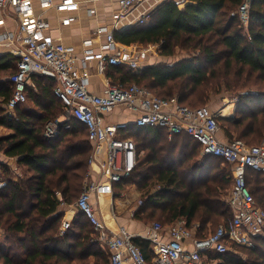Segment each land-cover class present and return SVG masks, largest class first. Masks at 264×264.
Wrapping results in <instances>:
<instances>
[{"label":"trees","instance_id":"1","mask_svg":"<svg viewBox=\"0 0 264 264\" xmlns=\"http://www.w3.org/2000/svg\"><path fill=\"white\" fill-rule=\"evenodd\" d=\"M179 1L184 2L182 7ZM244 1L167 0L147 21L116 33L115 39L126 45L158 43L160 54L166 57H171L173 48L184 39L183 48L192 54L172 65L158 63L138 70L127 65L113 67L120 70L121 85L133 83L158 97L175 96L182 105L201 107L195 104L203 102L204 91L214 89L209 80L218 78L221 72L226 77L235 69V87L247 90L239 96L232 120L217 122L225 137L236 135L235 139L248 145L260 144L264 141V0H250L246 25L238 12ZM15 61L9 55L0 57V74L10 75ZM7 83L0 82V96L5 102L12 95L11 84ZM248 85L257 89L251 91ZM53 87L41 90L49 102L42 109L45 112L21 104L8 115L0 106V125L11 130L0 138V151L16 159V170L0 162V231L6 241L0 248V264H89L91 256L102 249L81 212L59 234L62 207L78 198L92 147L85 128L74 119L69 120L67 129L61 125L56 136H44V126L61 113ZM200 89L202 94L197 93ZM26 98L37 101L35 93H26ZM132 137L138 154L136 164L118 184L143 190L153 182L162 184L156 194L144 197L139 212L149 208L160 223L182 218L190 227L197 221L196 233L202 239L231 217L225 199L230 170L221 159L210 157L193 168L190 158L200 147L184 133L168 140L160 129L143 127L136 128ZM256 190L249 189L264 210V190ZM252 241L251 248L233 245L247 259L229 251L211 252L209 256L219 264H264V228ZM132 242L138 243L136 239Z\"/></svg>","mask_w":264,"mask_h":264},{"label":"built area","instance_id":"2","mask_svg":"<svg viewBox=\"0 0 264 264\" xmlns=\"http://www.w3.org/2000/svg\"><path fill=\"white\" fill-rule=\"evenodd\" d=\"M165 1L116 0L113 24L118 26L122 20L126 25L142 24ZM38 2L42 8L54 5L53 0ZM249 2L245 0L238 8L244 25L247 24ZM145 5L149 8H145ZM77 7L78 3L74 0H62L55 5L59 11L75 10ZM8 8L13 10L18 25L15 31L3 37L6 43L16 46L14 54L17 58L15 72L9 77L12 95L6 102V113L13 115L16 107L26 101L27 82L33 74L42 73L54 78L56 84L52 93L61 103L66 116L63 120L49 121L44 126V135L49 138L56 136L61 125L67 129L69 120L74 119L85 128L92 144L89 162L98 155L101 157L99 168L102 182L84 184L74 207L87 219L97 234L96 239L109 249L108 264H216L217 259L208 260L211 252L224 254L229 245L253 247L252 237L263 232L264 210L256 205L247 187L246 171L264 173V141L258 145H248L239 139L218 137L217 116L208 107H187L180 104L175 96L161 98L133 83L127 86L107 83L102 94L90 93L86 87L87 61L96 60L98 72H103L106 66L122 65L138 70L139 63L132 58V53L122 51L120 54L105 55L85 49L79 59L70 48L50 36L48 22L34 14L33 0H0V25L3 23L1 15ZM133 11L137 14L134 15ZM69 22V18L61 19L63 25ZM97 33L105 34V49L115 48L112 32L100 27ZM151 48V45L140 47L137 53L139 59H143ZM119 105L135 115L132 122L134 128L161 127L169 137L184 133L198 143L204 157L221 159L232 167V187L228 198L232 215L204 239H194L192 250L184 248L185 240L192 237V229L186 226L184 220H178L166 228L167 241H153L154 256L150 261L123 228L114 234L104 231L90 203L91 193L111 194L112 185L130 175L138 157L130 124L108 123L105 120V115ZM69 226L70 221H62L59 234L62 235ZM152 227L154 230L162 229L160 223H153Z\"/></svg>","mask_w":264,"mask_h":264},{"label":"crops","instance_id":"3","mask_svg":"<svg viewBox=\"0 0 264 264\" xmlns=\"http://www.w3.org/2000/svg\"><path fill=\"white\" fill-rule=\"evenodd\" d=\"M62 0H53L54 5L48 8H42L39 5L38 0H33V11L34 14L40 16L42 19L46 20L49 24V34L50 36L57 42L62 43L64 46L70 48L72 52L76 55L77 58L81 59L83 56V52L85 49L91 50L93 53H104L105 55L108 54H120L122 51H129L132 53V58L136 61H139V57L137 56L139 48L136 50L137 44L141 43H134L130 45H126L123 43L118 42L115 39L116 33H122L129 29L136 23H131L126 25L125 20L118 22V26L113 24L112 15L116 11V0H74V2L78 3V7L75 10H64L59 11L55 8L56 4H59ZM164 3V2H163ZM162 3V4H163ZM161 4V5H162ZM179 7L184 5L183 1H179ZM159 7V6H158ZM134 15L137 12L133 11ZM3 18V23L0 25V57L3 56H10L12 59L16 60V55L14 54V49L16 46L14 44H8L4 40V35L9 34L16 30L17 28V19L16 16L11 8L6 9V11L1 15ZM69 18L70 22L67 25L61 24V19ZM148 18V17H147ZM100 27H105L107 32H112L114 36V40L116 42V46L114 49L109 50L105 49L106 44V36L104 33L98 34L97 29ZM85 41H89L88 44ZM147 55V54H146ZM166 56H160V58H165ZM145 59V66L155 65L160 62H151V56L147 55L144 57ZM169 58V57H166ZM160 60V59H159ZM179 61V60H178ZM175 62H165L166 64L172 65ZM16 62V61H15ZM164 63V62H161ZM143 65V67H145ZM79 66V64H78ZM86 70L88 72L87 77V90L96 95H100L103 93L105 89V85L107 83L113 84H122V79L120 77V70H114L113 66H106L103 72H98L96 69V60H90L86 63ZM81 67V66H80ZM140 67V68H143ZM14 69V66H13ZM15 70L12 72L14 73ZM8 73L5 76L0 74V82H8L9 77L12 75ZM53 78L50 75L37 73L33 74L27 82V95L30 93L36 94L37 101L34 103L31 102L29 99L24 104L22 103L21 106H26L29 109L37 110L38 112H45L42 109H45L49 102L46 98L43 97L41 94V90H45L50 88V85L56 84V81L51 79ZM49 79V80H48ZM7 83V84H8ZM38 85V86H37ZM51 99L52 98V95ZM3 100V96H0V106L3 110L6 111L5 105L6 102ZM51 103V102H50ZM60 104V103H59ZM58 113L61 111L62 113L58 115L57 119L63 120L66 116V113L61 105ZM134 114L131 113L125 106L119 105L115 107L110 113L105 115V120L108 123H128L130 124V130L133 132L136 128L133 127L132 122L134 120ZM220 117L219 115H216ZM223 119L232 118L233 115L224 116L221 115ZM218 119V118H217ZM227 120V119H226ZM153 128V127H151ZM160 129L166 136L168 140L172 137L178 135L174 134L173 136L169 137L166 133V130L161 127H155ZM131 132V134H132ZM11 134V130L6 128L5 126L0 125V138L6 137ZM44 134V130H43ZM45 136V135H44ZM218 137L227 138L225 135L220 131L218 132ZM133 138V137H132ZM92 147V144H91ZM200 154L193 157V162L190 164L193 168H198L203 165V163L210 157H204L201 153L199 148ZM92 155V153H91ZM90 155V156H91ZM140 155V154H139ZM90 159V157H89ZM101 157L98 155L93 161H88V167L86 171V178L84 180V184L95 182L101 183L102 182V175L101 170L99 168ZM0 162L7 163L11 166L14 170H16V159L6 157L2 151H0ZM225 165V164H224ZM230 170V177L231 183L227 188V202L230 194V190L232 187V167L227 165ZM16 173H19L17 169ZM246 176L248 178L247 186L248 188L256 187L259 193L260 190H264V173H254V171L247 170ZM198 178V175H194ZM120 183V182H118ZM114 183L112 185V193H91L90 196V203L93 206L98 218L103 224L104 231L107 234H114L118 233V231L123 228L127 233L132 236V239H136L138 243L136 244L140 249L144 246L143 254L145 258L150 261L152 260L154 253H153V241H167L168 234L166 232V228L172 225L178 220L175 219L172 221H168L165 223H160L159 221L154 220L152 210L149 208H144V212L140 211L142 206L143 199L146 195H154L157 193V188L150 185L145 190L136 187L135 185H123ZM83 184V186H84ZM82 186V188H83ZM255 199V198H254ZM255 203L257 205L256 199ZM258 206V205H257ZM260 207V206H259ZM63 208V218L62 221H71L77 216L79 211L74 207V203L64 206ZM261 208V207H260ZM137 212L138 215L136 214ZM197 221L192 222V225L189 227L192 229V237L185 240L184 248L186 250L193 249V240L194 239H202L197 236L196 228L198 224ZM153 223H160L162 225L161 230H154ZM5 238L0 231V248H4L5 246ZM102 249L101 252L91 256L89 264H108L109 263V256L110 251L109 249L103 244L100 243ZM216 260L212 256H208V260ZM129 264V263H125ZM181 264V263H180Z\"/></svg>","mask_w":264,"mask_h":264},{"label":"rangeland","instance_id":"4","mask_svg":"<svg viewBox=\"0 0 264 264\" xmlns=\"http://www.w3.org/2000/svg\"><path fill=\"white\" fill-rule=\"evenodd\" d=\"M145 8L148 9L149 7L147 5H145ZM147 20H148V18H146L144 21H147ZM136 24H134V25H136ZM183 41H184V39H181L180 42H178L177 46H175L173 48V55L169 58H166V57L160 58V56H162V55L160 54V50H159L160 44H158V43L157 44H155V43H143V44H137L135 46H137V48H136V50H137L140 47L146 48V47H148V45H151L152 48L149 49L147 52V55L151 56V58H150L151 62H156V63L157 62H160V63L161 62H164V63L165 62H175V61L181 60L183 58L192 57V54L188 53L187 50L185 48H183V46H184ZM144 59L145 58H143V59L140 58V60L138 61L140 67H143V65L145 64ZM234 70L235 69H233L232 71H234ZM232 71L226 77H223L222 76L223 74L221 72L218 78L210 79L209 84L214 86V89L213 90H205L203 102L199 103V104H195V106L208 107L215 115L220 114V116H221L223 114L224 116H226V115H228V113H230V115L234 116L235 115V107H236V103L238 101V98L241 94L246 92L247 88L242 89L240 87H235L236 80L232 74ZM252 81H254L253 78H252ZM247 87L251 91H254L257 89L254 85H248ZM197 93L202 94L203 90L200 89ZM220 119H222V118H219V120ZM219 127H220V131L223 133L224 131L222 129L220 122H219ZM233 138H237L236 135H234ZM199 154H200V151H198L195 154V156H197ZM193 161H194L193 157L190 158V162L192 163ZM152 186H154L158 190H160L162 188V184H160L158 182H153ZM225 199H227V197H225ZM156 221H158V220H156ZM228 251L233 252V253H237V255H240L244 259H247L246 254L240 253V251L236 247H234L233 245L228 246ZM219 262L220 261L216 260V264H219Z\"/></svg>","mask_w":264,"mask_h":264},{"label":"water","instance_id":"5","mask_svg":"<svg viewBox=\"0 0 264 264\" xmlns=\"http://www.w3.org/2000/svg\"><path fill=\"white\" fill-rule=\"evenodd\" d=\"M217 118L219 119V118H222V117H221V116H220V117L218 116ZM222 119H223V118H222ZM226 119H227V120H232V118H226Z\"/></svg>","mask_w":264,"mask_h":264}]
</instances>
